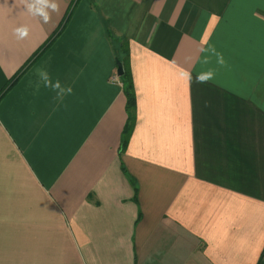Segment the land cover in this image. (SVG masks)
Listing matches in <instances>:
<instances>
[{"label":"crops","instance_id":"crops-1","mask_svg":"<svg viewBox=\"0 0 264 264\" xmlns=\"http://www.w3.org/2000/svg\"><path fill=\"white\" fill-rule=\"evenodd\" d=\"M55 2L0 0V264H264V0Z\"/></svg>","mask_w":264,"mask_h":264},{"label":"trees","instance_id":"trees-1","mask_svg":"<svg viewBox=\"0 0 264 264\" xmlns=\"http://www.w3.org/2000/svg\"><path fill=\"white\" fill-rule=\"evenodd\" d=\"M120 53H122L121 57H119ZM117 56H118L117 60H119L122 63L124 70L123 75L120 76L119 79L123 83L124 94L126 95L127 98L128 120L124 130V138L122 143L123 147H125L129 142V138L135 123V119H136L135 113L137 108V98L132 83V75L129 69V51L126 44V39L121 40L120 48L118 49Z\"/></svg>","mask_w":264,"mask_h":264},{"label":"clouds","instance_id":"clouds-1","mask_svg":"<svg viewBox=\"0 0 264 264\" xmlns=\"http://www.w3.org/2000/svg\"><path fill=\"white\" fill-rule=\"evenodd\" d=\"M23 2L27 6V10L33 15L39 17L44 23L49 22L50 12H57L58 6L55 0H23ZM15 33L19 38H24L28 35V28L26 26H22L20 28L15 29ZM211 74H207V76L198 77L200 82H204L205 79L210 78ZM56 87H59L57 83ZM70 93L71 89H67ZM65 92V89H61L59 96H62Z\"/></svg>","mask_w":264,"mask_h":264},{"label":"water","instance_id":"water-1","mask_svg":"<svg viewBox=\"0 0 264 264\" xmlns=\"http://www.w3.org/2000/svg\"><path fill=\"white\" fill-rule=\"evenodd\" d=\"M116 64H117V74L120 77L124 73L123 66H122V63L119 60L116 61Z\"/></svg>","mask_w":264,"mask_h":264},{"label":"built area","instance_id":"built-area-1","mask_svg":"<svg viewBox=\"0 0 264 264\" xmlns=\"http://www.w3.org/2000/svg\"><path fill=\"white\" fill-rule=\"evenodd\" d=\"M111 81H112L114 84H119V85L123 86V83L120 81L118 74H115V75L112 77Z\"/></svg>","mask_w":264,"mask_h":264},{"label":"rangeland","instance_id":"rangeland-1","mask_svg":"<svg viewBox=\"0 0 264 264\" xmlns=\"http://www.w3.org/2000/svg\"><path fill=\"white\" fill-rule=\"evenodd\" d=\"M118 45V44H117ZM121 81V80H120ZM122 82V81H121Z\"/></svg>","mask_w":264,"mask_h":264}]
</instances>
